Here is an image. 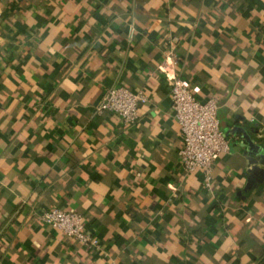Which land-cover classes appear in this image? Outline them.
Instances as JSON below:
<instances>
[{
	"label": "crops",
	"instance_id": "1",
	"mask_svg": "<svg viewBox=\"0 0 264 264\" xmlns=\"http://www.w3.org/2000/svg\"><path fill=\"white\" fill-rule=\"evenodd\" d=\"M0 264H264V0H0ZM174 36L179 64L167 61ZM229 151L185 174L170 83ZM143 91L136 126L94 114ZM80 214L90 249L41 224Z\"/></svg>",
	"mask_w": 264,
	"mask_h": 264
},
{
	"label": "built area",
	"instance_id": "2",
	"mask_svg": "<svg viewBox=\"0 0 264 264\" xmlns=\"http://www.w3.org/2000/svg\"><path fill=\"white\" fill-rule=\"evenodd\" d=\"M178 44V38H168L170 51L167 61L162 65L164 72L167 71L168 61L174 66L179 64L174 51ZM170 93L172 109L182 134V147L178 151L181 168L187 175L202 172L205 188L211 190L215 161L229 151L228 141L218 119V101L215 98L205 102L198 100L196 90L187 80L178 76L170 83ZM148 100L143 91L136 92L125 86L113 87L95 106L94 114H111L119 117L125 126L133 127L140 119L139 106ZM38 220L90 249L101 248L99 239L87 231L84 217L80 214L53 209L40 213Z\"/></svg>",
	"mask_w": 264,
	"mask_h": 264
}]
</instances>
